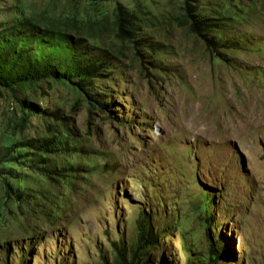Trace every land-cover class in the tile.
<instances>
[{"label":"rangeland","instance_id":"rangeland-1","mask_svg":"<svg viewBox=\"0 0 264 264\" xmlns=\"http://www.w3.org/2000/svg\"><path fill=\"white\" fill-rule=\"evenodd\" d=\"M183 1L0 0L94 67L0 88V264H264V0Z\"/></svg>","mask_w":264,"mask_h":264},{"label":"trees","instance_id":"trees-1","mask_svg":"<svg viewBox=\"0 0 264 264\" xmlns=\"http://www.w3.org/2000/svg\"><path fill=\"white\" fill-rule=\"evenodd\" d=\"M99 2L108 0H83ZM184 10L189 13L190 5L184 0ZM126 17V16H125ZM128 20V18L126 17ZM122 14L117 15L118 33L130 35L125 30ZM192 32L200 29L193 21L189 24ZM81 56L66 37L61 34L33 28L7 29L0 31V88L14 91L37 84L46 79L71 86L75 92H81L87 79L94 73L93 65L82 64ZM93 101V100H92ZM22 103V102H21ZM25 104V103H24ZM28 108L32 106L25 104ZM93 106V105H92ZM143 240L149 239L152 231L141 226ZM139 230V231H140ZM141 239H139L140 243ZM117 264H139L136 254L127 257L124 248L116 249Z\"/></svg>","mask_w":264,"mask_h":264},{"label":"bare ground","instance_id":"bare-ground-1","mask_svg":"<svg viewBox=\"0 0 264 264\" xmlns=\"http://www.w3.org/2000/svg\"><path fill=\"white\" fill-rule=\"evenodd\" d=\"M185 105H186V104H185ZM189 109H190V108H189ZM251 110L253 111V108H252ZM252 111H251V112H252ZM183 112H184V111H183ZM194 112H195V111H194ZM251 112H250V113H251ZM195 113H196V112H195ZM245 113H246V112H245ZM191 114H192V113H191ZM192 115H193V114H192ZM193 116H195V115H193ZM245 116H246V115H245ZM260 116H261V115H260ZM198 117H199V116H198ZM192 118H193V117H192ZM194 118H195V117H194ZM196 118H197V117H196ZM198 119H199V118H198ZM259 119H260V118H259ZM254 120H255V119H254ZM194 121H195V120H194ZM244 121H245V120H244ZM249 121H250V120H249ZM208 123H209V122H208ZM250 123H251V121H250ZM253 123H254V122H253ZM207 126H208V125H207Z\"/></svg>","mask_w":264,"mask_h":264}]
</instances>
